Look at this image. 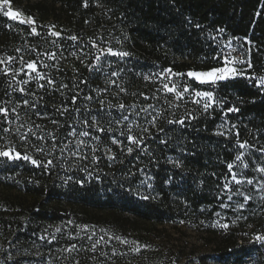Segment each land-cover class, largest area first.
I'll return each mask as SVG.
<instances>
[{
    "label": "trees",
    "instance_id": "obj_1",
    "mask_svg": "<svg viewBox=\"0 0 264 264\" xmlns=\"http://www.w3.org/2000/svg\"><path fill=\"white\" fill-rule=\"evenodd\" d=\"M22 12L33 25L0 12V59L14 57L12 69L22 67L21 57L35 61L45 78L23 84V73L13 80L0 72V107L8 109L7 120L0 115V149L38 165L0 157V264H180L139 229L191 223L213 238L214 255L199 264L256 257L255 243L238 244L211 224L241 205L246 219L264 211V172L257 171L264 168V90L257 85L264 77V0H25ZM54 31L68 38L52 41ZM229 43L251 64L244 75L207 84L187 77L221 67ZM109 48L129 55H108ZM166 69L171 79L163 83H174L182 99L162 89ZM196 91L213 94L207 110ZM153 117L156 127L146 122ZM180 118L183 125L168 123ZM128 135L143 143H130ZM48 160L53 164L45 168Z\"/></svg>",
    "mask_w": 264,
    "mask_h": 264
},
{
    "label": "snow or ice",
    "instance_id": "obj_2",
    "mask_svg": "<svg viewBox=\"0 0 264 264\" xmlns=\"http://www.w3.org/2000/svg\"><path fill=\"white\" fill-rule=\"evenodd\" d=\"M9 5H10V0H0V8H8V10L3 13L6 17H8L10 20H16L20 24H24V23H27L29 25H33L34 24V20L31 17H28L27 21H25L23 19H20L21 13L11 10ZM85 6H87V5L85 4ZM31 31H32V34L39 35V33H37L35 27H33ZM220 31H222V30H220ZM50 34L53 37H58L59 36V33H56V32H51ZM70 39L76 40V37L73 36V37H70ZM94 47H95V45H94ZM104 54H105L104 51H101L100 55L95 57L96 61H99L101 59V56H103ZM107 54L111 55V56H115V57H120V58H123V57H126V56L129 55V53H127V52L114 51L111 48L107 49ZM54 56H55V53L50 54L49 55V59H53ZM14 60H15L14 57H7L6 60L5 59H0V65H4L3 68H0V72H3V74L6 75V76H11L13 80H15L17 76L21 75V73H23L25 76L28 77V79H24V80L18 81V83H23V84H28L30 80H40V79H44L45 78L38 71L37 63L35 61L24 62L23 58L21 57L20 62H21L22 67L20 69H12L10 67V65L12 64V62ZM235 62H241L242 63L243 61H230V60L227 59V57H225L224 62H223L224 66H222V67H216V68H213L211 70L203 71V72L189 71L186 75H187L188 78H190V79L194 78L197 82H199L201 84L215 83L217 81L226 80V79L236 75V69L234 67L230 66L231 64H233ZM43 66L44 67H48V65H43ZM96 67H97L96 65H89V70L90 71L95 70ZM248 67L249 68L251 67L250 63L248 64ZM33 73L35 74L34 76L32 75ZM168 73H171V69L164 70L163 74L160 75V78H161V81H162V84H161L162 89L164 90V92L166 94L167 93H175V96L178 99H182L183 95H182V93L180 91L177 90L176 85L174 83L171 84V86H170L169 83H163L165 78H167L169 80L171 79L170 76L166 75ZM117 75H118L117 72H115V71L111 72V76H117ZM175 75H179V74H175ZM145 79H148V77H145ZM47 82H48V84H54V81L51 80V79H49ZM81 83H86V81H81ZM111 83H115V81H111ZM257 84H258L259 87L264 88V77H260L258 79V81H257ZM40 87H43V85H40ZM63 87H66V85L63 86ZM19 90H20L21 93L26 91V89H24V88H21ZM13 91H15V89H13ZM121 91H123V89H121ZM183 92L184 93H188L189 92V88H188L187 85L184 86ZM195 96L204 99V105L203 106H204L205 110H207L209 107L212 106L213 94L211 92L196 91L195 92ZM76 99H77L76 96L72 97L73 104L76 103ZM88 99H92V98L88 97ZM144 99H148V97L144 96ZM99 102L103 106L104 101L101 100ZM193 102L194 103H199L200 101L199 100H194ZM23 103H24L25 106H27L29 104V101L25 100ZM32 107L35 108V105L33 104ZM149 107H151V105ZM119 109L121 111H124L125 110V105L121 103L119 105ZM13 111H14V109H13ZM65 111H67L66 108H65ZM101 111H103V107L101 108ZM140 111H143V112L147 113L148 109L141 108ZM228 111L229 112H233V111H238V109L229 108ZM0 115H2L5 118V120H7V118H8V109L5 108V107H0ZM189 118L194 119L195 117H193V116H191L189 114ZM122 119L124 121H127L128 120V116L124 115L122 117ZM146 122L149 123L152 127H156V117H153L152 120L146 121ZM53 123H55V121H53ZM84 123H85L86 126H89L87 121H85ZM93 123L97 125V127H96L97 131H100V132L104 131V128L99 125L97 120L94 119ZM168 123L169 124L176 123V124L183 125L185 123V119L184 118H180V119H175V120H168ZM160 130L163 131V129H160ZM4 131L8 132L9 129L5 128ZM129 131H131V129H129ZM144 131H148V129L145 128ZM80 135L81 136H88L89 133L88 132H81ZM237 135H238V133H237ZM21 138L23 139L24 137L22 136ZM127 139H128V141L130 143H135L137 146L142 144L143 140H144L143 137L137 138V137H134L133 135H128ZM161 142L163 143L164 141H161ZM78 143H81V142H78ZM113 143H117V141L114 139ZM53 146L55 147V142H54ZM67 147H68V145L65 144L64 148H67ZM246 147H248L246 142L239 143V148L240 149H245ZM63 150L64 149L62 148L61 151H63ZM261 151H264V149H261ZM128 152L129 153L132 152V148L131 147L128 148ZM0 157L7 158L8 161H13V160H18V159H24L26 161L27 160H31V162L33 164H37L38 165V161L32 159L28 155L21 156V154L19 152H16L12 148H8L7 150L0 149ZM236 160L240 161L241 160V156L238 155L236 157ZM52 164H53V161L52 160H48L47 163H45L43 166L45 168H48ZM228 168H229V170L231 172L232 169H233V165L232 164H228ZM257 171L264 172V168L257 169ZM231 179L237 185L242 183V181L238 178V175L235 172H232ZM246 183L252 184V180L249 179V180L246 181ZM225 187L227 188V184L225 185ZM241 195H243V194L241 193ZM143 198L147 199V197H143ZM229 199H231V197H229ZM243 199H244L245 202H247L250 199V197H248L247 195H243ZM242 206L243 205H241V207ZM220 226L223 227V228H227L228 227L227 224H222ZM57 231H59V229H57ZM115 238L117 240H120V242L123 243V244L134 243L132 241L123 240V239H121L118 236L115 237ZM89 239H91V237H89ZM255 239L257 241H264V235H257L255 237ZM99 243H100V241H96V242L93 243V245H92V250L93 251L96 249V246ZM75 248H76V245H72V249H75ZM135 251L139 252L140 248H136Z\"/></svg>",
    "mask_w": 264,
    "mask_h": 264
},
{
    "label": "rangeland",
    "instance_id": "obj_3",
    "mask_svg": "<svg viewBox=\"0 0 264 264\" xmlns=\"http://www.w3.org/2000/svg\"><path fill=\"white\" fill-rule=\"evenodd\" d=\"M34 1V0H29ZM23 5L25 0L21 2ZM12 4L10 2V8L13 11L21 13L20 19L27 21L28 17L22 12L23 5ZM8 8H0V12L4 13ZM16 21V20H13ZM18 22V21H17ZM59 33L58 37L52 36V41H55L57 38H68L67 35L61 34L59 31H54ZM235 43H229L227 48L224 49L223 62L225 57L230 61H243L235 62L231 64V67L236 69V75H244L248 69L246 67L245 61L242 59L244 57V52L242 49L237 48L234 45ZM232 47H235L237 51L241 53V59L233 58L231 55H228L227 52L232 50ZM224 66V63L223 65ZM221 66V67H222ZM203 72V71H199ZM233 76V77H235ZM192 80L196 81L194 78ZM197 82V81H196ZM218 82V81H217ZM215 82V83H217ZM199 83V82H197ZM201 84V83H200ZM207 84V83H205ZM258 85V84H257ZM262 90L264 88L260 87ZM202 100V99H201ZM259 187H264V180L259 181ZM240 211L236 212L235 215H229V213L218 214L216 218L212 221L211 227L214 230L219 232L232 233L233 236L237 237L238 244L246 243L257 245V248L254 249L256 257L247 258L246 264H264V241H257L255 237L257 235H264V211L258 213L259 216L255 219L250 220L246 219V216H242L241 207L238 208ZM227 224V228H223L220 225ZM256 225V226H255ZM143 238H147V241L151 243L152 247L158 250L162 255L165 256V259L170 261L180 263V264H199L200 260H208L210 262L213 253V238L208 236V233H205L203 229H199L196 224H182L179 226H158L155 230H150L146 226H142L139 229ZM149 231V232H148ZM216 231V232H218ZM213 232V230H211ZM244 241V242H243ZM256 247V246H255ZM153 248V249H154Z\"/></svg>",
    "mask_w": 264,
    "mask_h": 264
},
{
    "label": "built area",
    "instance_id": "obj_4",
    "mask_svg": "<svg viewBox=\"0 0 264 264\" xmlns=\"http://www.w3.org/2000/svg\"><path fill=\"white\" fill-rule=\"evenodd\" d=\"M228 55H231V57L233 56V58H237V59H240L241 58V53L232 49L231 51L229 50L227 52Z\"/></svg>",
    "mask_w": 264,
    "mask_h": 264
}]
</instances>
